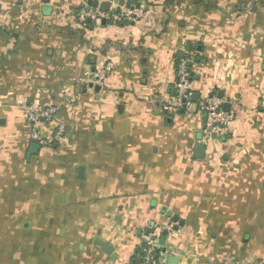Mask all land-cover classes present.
Returning <instances> with one entry per match:
<instances>
[{"label":"crops","instance_id":"0c3cea01","mask_svg":"<svg viewBox=\"0 0 264 264\" xmlns=\"http://www.w3.org/2000/svg\"><path fill=\"white\" fill-rule=\"evenodd\" d=\"M127 1L0 0V264H131L141 236L170 222L158 264H264V7ZM96 7L107 17L82 27ZM189 44L203 47L199 99L175 113ZM101 61L114 64L103 87ZM206 95L234 121L198 159ZM31 105L57 111L43 136L62 130L35 154Z\"/></svg>","mask_w":264,"mask_h":264},{"label":"built area","instance_id":"2783aa9c","mask_svg":"<svg viewBox=\"0 0 264 264\" xmlns=\"http://www.w3.org/2000/svg\"><path fill=\"white\" fill-rule=\"evenodd\" d=\"M140 16H142V12L135 10L129 14L112 15L109 19L115 22H130L135 21V18ZM98 17H107L100 10V7L88 11L84 9L78 14V21L82 27H86L88 19H96ZM190 63L189 59H183L180 61L178 71L176 72V96L172 101L167 103V108L175 113L189 111L194 106L192 101L194 90L188 68ZM113 70L114 64L112 62L101 61L98 71L92 75L91 81L93 85L103 87L107 77ZM224 103L223 100H220L215 95H206L199 102L200 110L205 115L202 142L206 147H211L217 138L225 135L234 121L233 115L223 109ZM56 113V109L50 106L31 105L26 107L25 116L31 125L30 141L37 144L40 148H49L55 141L57 142L62 138L61 129L57 130L51 137H45L40 133V128L43 125L54 121ZM175 226L176 224L170 222L160 230H155L141 236L138 250H141L142 256H140L138 264H158L155 256L160 248L162 233L173 232Z\"/></svg>","mask_w":264,"mask_h":264},{"label":"trees","instance_id":"16d2710c","mask_svg":"<svg viewBox=\"0 0 264 264\" xmlns=\"http://www.w3.org/2000/svg\"><path fill=\"white\" fill-rule=\"evenodd\" d=\"M175 0H169L167 1V5H171L173 4ZM194 4L203 9L205 12L210 13L216 10H219V3L215 0H193ZM252 5V9L253 11L256 10L259 7H264V0H249V1H238L237 5L235 7H233L235 12H239V11H243L246 10L248 8V6ZM87 26L90 27L91 23H89L87 21ZM203 53V47L202 45H192L189 44L185 47V51L181 52V54H179L176 58V62H175V71H178V66L180 61H182L183 59H189V61L191 62L189 64V72H190V76H191V82H193L194 80V73H193V68L197 65L202 64L203 62V57L201 56V54ZM183 57H182V56ZM176 96V93H175ZM183 111H179V113H181ZM155 227H151L149 228L148 232H152L155 231L154 229ZM140 256H142V252L141 250L136 249V251H134V257H133V263L138 264L140 262L139 258ZM159 256L156 255L155 256V260L158 261Z\"/></svg>","mask_w":264,"mask_h":264},{"label":"water","instance_id":"95a60500","mask_svg":"<svg viewBox=\"0 0 264 264\" xmlns=\"http://www.w3.org/2000/svg\"><path fill=\"white\" fill-rule=\"evenodd\" d=\"M131 5H132V1L131 0L127 1V6L126 7L128 9L131 7ZM198 99H199V95L198 94H194L192 96L193 103H197ZM225 107L229 108V105L226 104ZM39 149H40V147L37 144L32 145L30 154H35L36 152L39 151ZM204 154H205V145L202 144V143L197 144L196 147H195V157L198 158V159H203ZM168 217L172 218L175 222L178 221V217L173 216L172 214H169ZM165 242H166V238L164 237V238L161 239L160 245L161 246L165 245ZM95 244L99 248H101L107 255L111 256L112 258H115V256H116L115 255V249H114V247L112 245H110L109 243H107V242H105V241H103V240H101L99 238L96 239Z\"/></svg>","mask_w":264,"mask_h":264}]
</instances>
